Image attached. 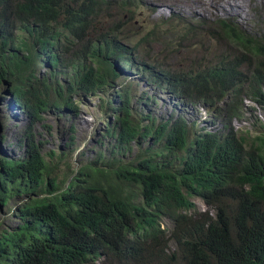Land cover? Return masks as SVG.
<instances>
[{"label": "trees", "instance_id": "trees-1", "mask_svg": "<svg viewBox=\"0 0 264 264\" xmlns=\"http://www.w3.org/2000/svg\"><path fill=\"white\" fill-rule=\"evenodd\" d=\"M145 1L0 0V93L30 120L25 155L0 157V206L27 195L14 209L18 223L0 221V264H264V129L239 133L230 122L243 119L246 98L264 109V32L174 13L138 30L136 9L155 8ZM205 37L216 42L205 46ZM167 38L176 42L170 54L185 57L176 68L148 48ZM184 41L199 51L183 52ZM123 68L204 104L224 128L140 115V81ZM110 88L115 159L97 157L57 181L59 163L45 158L32 123ZM194 197L213 213H190Z\"/></svg>", "mask_w": 264, "mask_h": 264}, {"label": "rangeland", "instance_id": "rangeland-1", "mask_svg": "<svg viewBox=\"0 0 264 264\" xmlns=\"http://www.w3.org/2000/svg\"><path fill=\"white\" fill-rule=\"evenodd\" d=\"M145 2L154 5L155 8L140 6L136 9L134 21L137 27L140 26L138 30L142 26H148L144 27L147 32L153 27L152 22L148 19L150 17L158 20L170 17L174 13L185 15L198 23L205 20L210 25L213 20L220 17L230 20L232 18L249 31L264 32V0H146ZM227 4H231L230 6L234 8V11H223V6ZM164 27L167 28L168 26ZM202 31L206 34L207 30ZM190 36L195 39L199 37L192 36V33ZM202 39L205 46L216 42V40L210 41L208 37ZM171 43L172 40L167 38L166 43L161 44L154 41L152 42L153 47L148 45L150 42L147 45L154 61L163 62L161 64L165 67L176 68L178 64L184 62L185 57L170 54L176 42L170 46ZM188 44L189 41H184V46L187 48H184L183 52H189L193 55L199 51L196 50L199 44ZM123 69L125 74H129V77L140 81L138 85L134 84L132 88V105L140 115L149 113L158 122L171 114L174 118L183 114L189 123L195 122L197 127L207 124L213 130L224 128L223 119L215 117L204 104L186 101L172 94L168 89H161L157 83L148 81L140 73L132 72V69L129 68ZM181 69H189V64L180 65L178 70ZM112 88L108 89L110 90L108 92H100L101 95L77 96L76 106L68 110L63 109L60 113L46 112L43 114L44 117L41 122L32 123L31 131L35 135V140H45L43 148L45 158L49 160L52 166L57 162L59 163L58 168L51 172V176H55L57 181L62 182L63 179L68 178L73 169L77 172L81 165L92 162L97 157L102 158L101 160L104 158L115 159L117 155V152L113 151L115 139L107 133V129L114 118L111 113V105L108 102V97L113 95ZM4 89L5 87L0 93V157L19 158L25 155V133L29 130L30 120L26 112L14 104L13 95ZM112 98V104H116V97L112 96ZM239 111L244 114L243 119L232 118L230 120L239 133L253 134L264 129V109L258 107L254 101L246 98ZM221 112L222 117H228L224 107H221ZM44 123L50 125L51 128L44 126ZM72 125L74 130L71 129ZM72 134L74 135L73 139L71 138ZM50 150H55L57 153L55 156H51L53 158L49 155ZM136 150L137 145H135ZM61 154L62 156L59 158ZM130 157L128 152L121 154L123 162L130 161L132 159ZM112 181L115 182L114 179ZM26 196H15L7 206H0V221L10 224L18 223L19 219L14 214V209L24 201ZM194 200L196 207L191 209L190 213L209 210L213 213V209L203 198L194 197Z\"/></svg>", "mask_w": 264, "mask_h": 264}, {"label": "bare ground", "instance_id": "bare-ground-1", "mask_svg": "<svg viewBox=\"0 0 264 264\" xmlns=\"http://www.w3.org/2000/svg\"><path fill=\"white\" fill-rule=\"evenodd\" d=\"M263 1V0H262ZM261 2V1H260ZM231 4H227L226 6H223V11H234V8L230 6ZM217 12V11H216Z\"/></svg>", "mask_w": 264, "mask_h": 264}]
</instances>
